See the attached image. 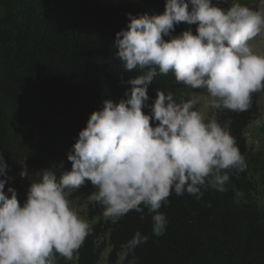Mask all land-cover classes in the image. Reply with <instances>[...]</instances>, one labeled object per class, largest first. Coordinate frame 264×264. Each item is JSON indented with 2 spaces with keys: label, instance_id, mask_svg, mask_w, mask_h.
I'll list each match as a JSON object with an SVG mask.
<instances>
[{
  "label": "clouds",
  "instance_id": "1",
  "mask_svg": "<svg viewBox=\"0 0 264 264\" xmlns=\"http://www.w3.org/2000/svg\"><path fill=\"white\" fill-rule=\"evenodd\" d=\"M126 15L127 28L115 34L112 47L125 72L140 74L122 81L130 85L123 98H106L90 114L67 153L70 170L59 177L43 170L22 205L16 189L6 193L0 179V264L73 260L92 228L69 195L86 183L95 189L89 199L103 207L106 221L115 224L135 211L140 220L151 216L152 234L159 236L168 224L160 209L173 193L196 200L202 189L223 193L230 172L247 167L230 120L221 124L215 113L206 117L195 99L177 102L172 92L159 89L149 104L148 89L157 75L171 72L177 84L204 90L207 107L246 111L252 94L264 90V54L251 43L264 33V12L238 2L225 10L213 0H166L162 14ZM181 23L196 25L195 34L188 27L174 35ZM6 170L0 154V176ZM148 240L136 231L125 247L134 253Z\"/></svg>",
  "mask_w": 264,
  "mask_h": 264
},
{
  "label": "trees",
  "instance_id": "2",
  "mask_svg": "<svg viewBox=\"0 0 264 264\" xmlns=\"http://www.w3.org/2000/svg\"><path fill=\"white\" fill-rule=\"evenodd\" d=\"M165 2L0 0V154L7 164L0 179L6 180V193L8 187L16 189L21 202L43 170L50 168L58 177L70 170L67 153L90 114L106 98H123L130 85L122 81L140 74L125 72L112 47L115 34L127 28L126 14H162ZM213 2L225 10L237 2L251 9L243 0ZM188 27L195 34L196 25L184 23L173 34ZM157 89L172 92L177 102L195 95L177 84L171 72L154 78L149 104ZM214 113L221 124L231 121L230 133L247 165L230 172L227 191L202 189L200 200L173 193L160 209L168 224L159 236L152 234L151 216L140 220L130 211L113 224L92 201L88 217L97 222L74 256L76 264H98L105 250L106 264H264V207L253 197L254 178L264 164L250 154L243 135L258 107L251 99L246 111ZM22 170L26 177H21ZM136 231L149 240L129 253L125 245ZM58 264L73 263L58 258Z\"/></svg>",
  "mask_w": 264,
  "mask_h": 264
},
{
  "label": "rangeland",
  "instance_id": "3",
  "mask_svg": "<svg viewBox=\"0 0 264 264\" xmlns=\"http://www.w3.org/2000/svg\"><path fill=\"white\" fill-rule=\"evenodd\" d=\"M247 2L251 9L254 11L264 12V0H243ZM254 50L258 53L264 54V33L254 38L251 41ZM197 101V108L202 111L206 117H211L216 109H211L207 107L209 97L204 92V90H195V95L193 97ZM252 100H254L258 107V114L256 118L250 122V124L245 129L243 135L246 140L247 148L253 157L258 158L259 162L264 164V90L253 93ZM264 168V167H263ZM259 175L255 176V193L253 195L257 204L264 207V169ZM95 191V189L89 185L79 190L72 192L69 195V200L72 204L73 209L79 214V216L86 220L90 225L96 224V219L91 220L88 217V207L91 204L89 199L90 194ZM25 200L21 201V205ZM107 250L101 256L98 264H106ZM73 264H76V258L71 260Z\"/></svg>",
  "mask_w": 264,
  "mask_h": 264
}]
</instances>
